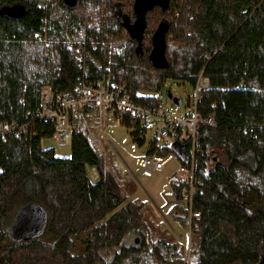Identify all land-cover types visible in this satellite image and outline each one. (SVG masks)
I'll return each instance as SVG.
<instances>
[{"label": "trees", "instance_id": "trees-1", "mask_svg": "<svg viewBox=\"0 0 264 264\" xmlns=\"http://www.w3.org/2000/svg\"><path fill=\"white\" fill-rule=\"evenodd\" d=\"M132 2V3H131ZM134 0H0L4 6L21 4L23 16L0 15V122L16 121L28 130L0 137V264H257L264 256V0H170L167 11L148 12L143 49L137 51L121 19L120 8L132 18ZM131 8V9H129ZM46 20L51 42L39 39ZM161 20L171 24L167 34V68L149 59L152 35ZM86 33L93 37L95 56L113 80L126 83L136 102L158 106L156 95L172 79L193 86L202 70L210 78L199 111L214 114L215 124L201 125L198 144L205 150L196 158L201 181L195 207L202 212L192 227L189 257L179 242L160 238L144 218V201L128 199L115 166L98 149L88 116L73 135L71 155L60 158L50 141L51 122L41 120V89L50 85L75 97L76 48ZM148 34V35H147ZM59 66V75L53 67ZM131 121L126 124L130 125ZM134 126V125H133ZM32 128V129H31ZM96 166L93 182L86 165ZM180 199V187L176 189ZM40 203L50 215L48 230L14 241L3 253L9 236L2 213L18 203ZM172 207L174 218L186 216ZM138 236L124 244L130 231ZM13 238V237H12ZM138 239V240H137ZM86 246V252L78 247ZM120 245L112 259L100 251ZM5 248V247H4ZM83 248V247H82ZM78 251V252H77ZM1 252L5 255L1 257Z\"/></svg>", "mask_w": 264, "mask_h": 264}, {"label": "built area", "instance_id": "built-area-1", "mask_svg": "<svg viewBox=\"0 0 264 264\" xmlns=\"http://www.w3.org/2000/svg\"><path fill=\"white\" fill-rule=\"evenodd\" d=\"M41 29L39 39L51 44L46 34V20ZM66 45L70 51L76 48V65L81 74L77 76L75 97L65 95L50 85H45L41 89L40 108L36 111V115L41 120L53 124L54 132L49 140L71 145L73 135L83 127L80 120L83 114L88 116L87 125L92 130H104L107 122L120 125L131 121L130 125L140 127L154 125L156 135L155 139L150 142L148 151L135 157L137 167L135 174L137 178L151 177L157 171L173 164L166 177L162 195L166 202L181 203L191 232L194 221L202 216V212L195 207L196 196L200 192L201 184L195 173L196 158L199 155H205V150L198 144L200 127L215 124V115H205L199 111L198 107L202 102L204 92L210 88V78L204 70L200 72L194 85L193 100L188 104L189 112L178 113L179 115L175 116L172 114L174 112H167L161 103L158 106H151L136 102L127 91L126 83L113 80L112 73H105L102 70L100 59L93 53L96 43L93 42L91 34L86 33L85 38L76 44L70 41ZM59 68L57 65L53 67L54 74L59 75ZM179 108L175 110L179 111ZM30 125L29 122L27 125H18L14 120L12 122L2 121L0 122V137L14 130L17 134L21 131L26 132ZM175 141L187 144L186 150L180 149L182 157L187 159V162L183 161L172 149ZM41 145L42 149L48 148L43 138ZM86 169L91 179L95 180L99 177L96 166L88 164ZM177 187H180V199H177Z\"/></svg>", "mask_w": 264, "mask_h": 264}, {"label": "rangeland", "instance_id": "rangeland-1", "mask_svg": "<svg viewBox=\"0 0 264 264\" xmlns=\"http://www.w3.org/2000/svg\"><path fill=\"white\" fill-rule=\"evenodd\" d=\"M169 89L173 91L174 97L181 101V108H179L180 104H177L174 99L168 97L167 91ZM138 94L156 95L159 99V104L161 103L167 112H174L172 114L176 116L179 115L178 113L189 112L188 104L193 100L192 94H194V86L187 81L170 78L165 82L159 92L139 91ZM175 108H179V111H176ZM92 131L96 147L107 155H109L108 153L112 155V160L109 158L108 167L115 166L111 161L115 162L117 166L115 176L117 179H122L125 183L124 187L128 192V199L121 203L119 207L126 205L132 200L144 201V218L153 230V238L155 240L163 238L170 242H179L182 246L183 256H186L188 259V249L190 247L188 244L191 243L193 233L192 231L190 232L187 222L183 226L174 218L172 212V207L178 205L180 208L178 213L183 214V206L180 202H174L173 204L166 202V199L162 195L166 177L172 169L173 164L157 171L151 177L140 176L137 178L135 174L137 170L135 157L148 151L150 142L155 139V126L145 125V127H140L128 124L117 125L115 122H107L104 130L93 129ZM46 144L54 148L57 157L68 158L71 155V145L69 144H62L61 142L53 140L47 141ZM111 155L109 156L111 157ZM97 180L98 177L95 180L92 179L93 182ZM18 207V203L14 204L12 209L8 211L9 215L14 214ZM7 225L10 227V221ZM137 236L132 230L126 236L123 243H132ZM8 241V238H5L3 242L4 246L2 251L4 253ZM77 244L81 250L83 249V252H86V246L82 245L79 241ZM119 248L120 245L105 247L100 251V256L103 259H112ZM4 256L1 252V257Z\"/></svg>", "mask_w": 264, "mask_h": 264}, {"label": "water", "instance_id": "water-1", "mask_svg": "<svg viewBox=\"0 0 264 264\" xmlns=\"http://www.w3.org/2000/svg\"><path fill=\"white\" fill-rule=\"evenodd\" d=\"M69 6H76L79 0H64ZM170 6V0H134L133 11L135 17L132 18L128 12H124L120 8V13L117 15L121 18V23L125 27L127 33L131 38L137 42V51L143 49L144 36L148 27V12L160 7L163 11H167ZM25 13V7L21 4L14 6H4L0 9V15L10 17H21ZM171 30V24L166 20H161L154 30L152 35V45L149 53V59L151 64L157 68H167L170 65V61L166 55L168 39L167 34ZM168 97L174 99L177 104L180 101L173 95V91L169 89L167 91ZM172 149L179 155L183 161L187 162V159L182 157L180 149L186 150L187 144H181L175 141L172 144ZM48 214L40 203L30 202L23 206L22 209L16 215L15 221L11 228L12 237L16 241L27 239L30 237L39 236L44 233ZM138 240V239H137ZM181 264V263H171ZM257 264H264V256L262 260Z\"/></svg>", "mask_w": 264, "mask_h": 264}, {"label": "flooded vegetation", "instance_id": "flooded-vegetation-1", "mask_svg": "<svg viewBox=\"0 0 264 264\" xmlns=\"http://www.w3.org/2000/svg\"><path fill=\"white\" fill-rule=\"evenodd\" d=\"M119 13H120V10H119ZM119 13H118V14H119ZM118 14H117V15H118ZM117 18H118V16H117ZM118 19H121V18H118ZM23 206H25V205H21L20 207H18V208L16 209V211L14 212V214H12V215H9L8 210H5V211L2 213L3 219H4V220H8V219H9L10 224H11V225H10V229H9V236H10L11 240L8 239V240H9V241L7 242V246H8V247H10V246L13 244V242L15 241V240L12 238L11 228H12L13 222L15 221L16 215H17L18 212L22 209ZM49 221H50V215H48V218H47V223H46V227H45V230H46V231L48 230ZM44 232H45V231H44ZM17 242H18V241H17ZM3 253H4V252H3Z\"/></svg>", "mask_w": 264, "mask_h": 264}, {"label": "bare ground", "instance_id": "bare-ground-1", "mask_svg": "<svg viewBox=\"0 0 264 264\" xmlns=\"http://www.w3.org/2000/svg\"><path fill=\"white\" fill-rule=\"evenodd\" d=\"M182 106H181V101H180V108H181ZM32 129V128H31Z\"/></svg>", "mask_w": 264, "mask_h": 264}]
</instances>
